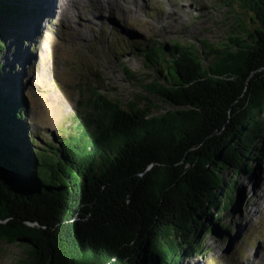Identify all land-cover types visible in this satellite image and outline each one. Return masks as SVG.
<instances>
[{
  "label": "trees",
  "instance_id": "trees-1",
  "mask_svg": "<svg viewBox=\"0 0 264 264\" xmlns=\"http://www.w3.org/2000/svg\"><path fill=\"white\" fill-rule=\"evenodd\" d=\"M1 2L0 54L31 13ZM212 2L238 21L220 43L113 44L145 56L163 112L91 89L85 119L39 144L25 97L0 86V242L28 246L27 264H186L213 227L232 233L222 214L264 163V0Z\"/></svg>",
  "mask_w": 264,
  "mask_h": 264
},
{
  "label": "rangeland",
  "instance_id": "rangeland-1",
  "mask_svg": "<svg viewBox=\"0 0 264 264\" xmlns=\"http://www.w3.org/2000/svg\"><path fill=\"white\" fill-rule=\"evenodd\" d=\"M21 1L24 7L28 2L31 13L16 22L10 19L6 27L0 86L6 93L18 89L25 97L27 123L39 144L85 119L91 89L124 105L136 101L139 107L151 106L154 113L170 108L145 88L154 74L144 65L145 56L136 49L114 54L113 44L116 49L125 43L148 46L172 38L198 45L197 38L220 43L238 23L229 6L213 0H102V4L83 0L67 14L61 0ZM39 3L44 8L41 14ZM257 165L254 175H240L236 203L222 214L232 233L213 227L204 251L186 264H264L259 258L264 251V163ZM225 174L233 175L229 170ZM28 251L26 245L0 242V264H27Z\"/></svg>",
  "mask_w": 264,
  "mask_h": 264
},
{
  "label": "bare ground",
  "instance_id": "bare-ground-1",
  "mask_svg": "<svg viewBox=\"0 0 264 264\" xmlns=\"http://www.w3.org/2000/svg\"><path fill=\"white\" fill-rule=\"evenodd\" d=\"M87 1H90L92 2V0H87ZM98 2V4H102V0H95ZM103 1H115L116 3H119L118 1H122V0H103ZM125 1V3L129 2L130 0H123ZM83 2V0H61L60 2V6H61V9H62V12L63 14H67L70 10H72V8L74 6H78V5H81ZM95 2V3H97ZM124 4V3H123ZM128 5V4H127ZM259 258L261 259H264V251L261 253V255L259 256ZM258 260V259H257Z\"/></svg>",
  "mask_w": 264,
  "mask_h": 264
},
{
  "label": "water",
  "instance_id": "water-1",
  "mask_svg": "<svg viewBox=\"0 0 264 264\" xmlns=\"http://www.w3.org/2000/svg\"><path fill=\"white\" fill-rule=\"evenodd\" d=\"M1 3L2 2L0 0V7H1ZM31 241H32V239L30 237H26V236L18 238V242H20V243H31Z\"/></svg>",
  "mask_w": 264,
  "mask_h": 264
}]
</instances>
